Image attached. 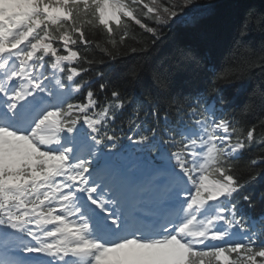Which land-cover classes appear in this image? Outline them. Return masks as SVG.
<instances>
[{"label": "snow or ice", "instance_id": "obj_1", "mask_svg": "<svg viewBox=\"0 0 264 264\" xmlns=\"http://www.w3.org/2000/svg\"><path fill=\"white\" fill-rule=\"evenodd\" d=\"M0 264H264V10L0 0Z\"/></svg>", "mask_w": 264, "mask_h": 264}, {"label": "trees", "instance_id": "obj_2", "mask_svg": "<svg viewBox=\"0 0 264 264\" xmlns=\"http://www.w3.org/2000/svg\"><path fill=\"white\" fill-rule=\"evenodd\" d=\"M219 2L223 5H228L230 3H239L241 5H250L256 8L257 10H264V0H219ZM223 11H227V9L225 8L223 9ZM213 24L214 21L210 19L206 22V27L211 29ZM253 39L254 42L258 43L261 37L259 34H254Z\"/></svg>", "mask_w": 264, "mask_h": 264}]
</instances>
